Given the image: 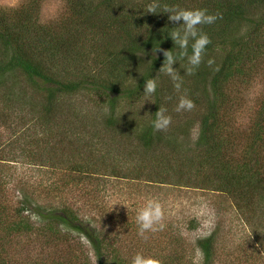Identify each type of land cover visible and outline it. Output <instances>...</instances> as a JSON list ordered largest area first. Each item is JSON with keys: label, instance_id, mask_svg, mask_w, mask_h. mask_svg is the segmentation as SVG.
Instances as JSON below:
<instances>
[{"label": "trees", "instance_id": "16d2710c", "mask_svg": "<svg viewBox=\"0 0 264 264\" xmlns=\"http://www.w3.org/2000/svg\"><path fill=\"white\" fill-rule=\"evenodd\" d=\"M44 1L30 0L27 7L15 10L0 7V124L4 129H14L11 115L20 116L19 112H25L20 117L29 119L23 122L22 132L34 130V134L43 137L38 149L42 153L35 152L32 156L27 147L35 149L37 144L27 142L21 145L22 152L28 157L31 153L32 161L40 166H45L47 161L55 170L67 166L74 171L72 173L100 176L106 174L89 166L101 159L99 153L87 162L77 161L76 164L52 161L50 157L47 160L45 144L50 142L45 141V135L51 141L61 137L72 141L76 137L83 149L92 152L113 143L111 151L118 155V162L123 158L126 162H138L130 164V175L135 171L144 174L151 162L161 163L164 168L156 172L150 169L145 177L148 183L155 182L154 179L159 178L157 173L162 172L166 177L178 178L174 185L194 189L208 187L215 193L227 194L246 221L252 225L255 219L259 229L264 224V99L244 135L232 129V124L225 122V116L227 107L236 105L230 92L233 86L240 81L244 84L250 81L257 70L253 47L257 40L251 37L258 36L260 27H264V0H64L73 20L69 18L64 22L63 32L51 31L41 23L38 8ZM150 7L155 11L150 13ZM166 8L200 9L219 16L212 24L197 26L200 34L209 37L210 43L193 73L189 75L184 70L188 67L187 57L173 66L181 70L183 85L190 91L189 98L199 107L200 134L192 156L189 153L193 150L185 149V144L178 142L171 126L169 133L152 128L155 113L169 105L163 99V95L167 99L169 90L164 84L152 95L153 110L148 118L118 110L123 100L131 103L145 100V81L152 78L157 81L159 77L163 83L166 76L159 72L165 60L163 53L171 51L176 55L180 51L169 34L180 28L182 21H170ZM245 26L251 28L244 31ZM193 42L189 41V55ZM209 60L214 63L209 65ZM179 63L185 68H180ZM191 79L194 84L190 86ZM29 81V90L23 89V84ZM77 98L88 99L98 106L102 113L97 115V125L77 127L82 121H78L81 114L76 106ZM170 111L166 110V114L170 115ZM55 129L57 131L53 132ZM49 130L52 134L47 132ZM20 142L13 145L20 148ZM11 155H0V161L17 162L10 160ZM127 173L128 170L114 165L110 176L124 179ZM22 193L20 208H14L12 214L7 212L0 198V233H4L5 238L32 237L34 228L24 216L31 210L44 222L36 238L45 246L62 245L61 248L70 252L71 246L64 238L75 232L89 240L98 264H126L117 254L110 258L105 256L107 243L101 239L103 235L93 220L81 217V209L74 210L61 203L58 208L62 209L57 210L46 198ZM81 196L86 203L84 209L90 208L93 215L99 212L101 198L91 196L85 189ZM53 221L65 232L52 227ZM215 235L197 241L204 264L213 263ZM0 264H6L1 255Z\"/></svg>", "mask_w": 264, "mask_h": 264}, {"label": "rangeland", "instance_id": "374dc122", "mask_svg": "<svg viewBox=\"0 0 264 264\" xmlns=\"http://www.w3.org/2000/svg\"><path fill=\"white\" fill-rule=\"evenodd\" d=\"M29 2L30 0H0V7L15 10L27 7ZM38 9L41 12L40 21L44 27L50 28L51 31H65L64 22H68L72 13L64 0H45ZM71 20L73 19L71 18ZM68 26L73 27L72 25ZM250 28L251 26H245L243 30L246 31ZM260 28V32L257 31L258 36L251 37L253 41L257 40L253 46L257 54V70L253 72L250 81L245 84L240 81L233 86L230 92L236 105L232 108L228 106L225 116V122H230L231 128L241 135L247 133L246 131L251 126L264 99V27ZM259 44L261 47L258 46ZM182 66L185 68L184 65ZM180 73L181 70H179ZM163 74L166 76L163 83L159 77L156 83L157 88L164 84L169 89L166 92L167 99L164 95L163 99L168 102L169 105L165 108L168 112L169 109L171 110L170 116H173L175 120L171 128L178 137V142L185 144V149L193 150L189 153L192 156L196 152L195 146L200 134L197 119L199 107L195 105L191 111L176 112L175 108L180 96L189 97L190 91L183 85L177 92L170 77L164 72ZM30 84L29 81L23 84L22 88L27 87L26 90H29ZM188 84L190 86L194 84L192 79ZM23 89L21 90L23 91ZM152 95L146 96L145 100L141 99L133 103L123 100L122 104L118 106V110L128 111L132 115H139L140 118H148L153 110ZM76 106L81 114L78 121L82 120L77 125L78 128L83 125L92 127L94 124H98L97 115L102 113L98 106L85 98H77ZM19 113L22 115L25 112ZM20 116H16L15 113L11 115L15 122L14 129H4L0 124V155L12 153L11 157H8L11 158L10 160L17 161L11 163L0 161L1 204L7 206L9 214H12L14 208H20L23 191L33 198H46V202L48 201L49 205L53 204L57 210L62 209L58 208L61 203L74 210L81 209V217L93 220L95 227L101 236L103 235L101 239L107 243L104 246L105 256L117 254L126 264H131L132 257L137 253L151 257L159 261V264H171L172 261L175 263L179 261L180 264H204L197 241L212 234H216L217 242L212 264H264V224L259 229H257L258 225L255 224V219L252 220V225L249 224L243 213L237 210L231 196L215 193L208 187L194 189L174 185L178 178L174 175L166 177L165 174H161L162 172L157 173L156 176L159 178L154 179L155 182L148 183L145 177L149 174L150 169L152 168L156 172L157 169L165 166L161 163L151 162L149 169L144 174L141 175L140 172L135 171L130 175V167L138 162L128 160L126 162L124 158L118 162L120 161L118 155L111 151L113 143L99 146L101 151H93V153L87 148L83 149L76 137H73L72 141L66 140L65 137H61L58 141H51L45 135V141L50 142V144H45V158L48 160L50 157L52 161H70L76 164L77 161L87 162L92 155L99 153L101 159L97 160L95 164L89 163V166L96 169L94 171H101L100 173L106 175L83 176L72 173L74 171L67 166L62 170H55L49 167L51 163H47V161L45 166H40L35 164L30 157L35 152L42 153L38 149L43 143L40 141V139L43 140V137L34 134V130L29 133L22 132L23 122L29 118ZM171 128L165 132L169 133ZM56 131L57 129L53 132ZM47 132L52 134L51 130ZM74 133L76 134L75 131H73ZM16 141H21L20 148L13 145ZM24 142L37 144L34 146L35 149H32L31 146L27 147V152L32 151V156L31 153L28 157L24 154L25 152H22L21 145ZM114 165H118L122 170H128L126 178L117 179L110 176ZM138 169L139 167H137ZM140 175L139 179H134ZM84 189L91 196L101 198L100 210L94 215L90 214V208L89 210L84 209L86 203L81 196ZM148 200H156L162 205L164 215L161 223L164 228L145 233L147 237L145 239L138 235L136 215ZM103 209L105 211L101 212ZM24 216L30 220L31 227L34 228L31 238L26 235L22 238L10 239L5 238L4 233H0V245L7 242L4 247L0 246V255L4 257L6 264H98L90 242L84 235L70 232L67 238H64L71 246L70 252L64 247L61 248L62 245L45 246L40 238H36L39 230L44 226V222L42 223L31 210L25 212ZM54 222L51 223L52 227L57 230L62 229ZM62 231L65 232L63 229ZM258 242L259 244H257Z\"/></svg>", "mask_w": 264, "mask_h": 264}, {"label": "clouds", "instance_id": "9594fccd", "mask_svg": "<svg viewBox=\"0 0 264 264\" xmlns=\"http://www.w3.org/2000/svg\"><path fill=\"white\" fill-rule=\"evenodd\" d=\"M154 8H149V12H154ZM165 12L170 14L169 20L173 22H180V28L172 31L169 37L174 42L175 46H178L180 51L174 55L171 51H165L164 63L159 72L166 73L173 82V86L177 92H179L183 85V80L179 74V69L173 66L187 57V65L184 70L187 74H192L193 71L201 64L202 54L210 43L209 37L206 34H200L198 32V25L212 24L219 16L209 15L206 10H186V9H165ZM194 41L191 45V55L188 54L189 41ZM214 61L209 60L208 64L212 65ZM180 64V63H179ZM183 67L180 64V68ZM143 93L146 96H151L156 92L157 83L156 79L152 78L144 82ZM195 108V104L192 99L186 95H182L176 105L175 111H191ZM172 124V117L166 114V109H160L155 113V119L152 121V128L154 131L162 132L167 131ZM162 205L156 200H148L145 205L137 212L136 222L138 225V235L147 238L145 233L155 232L158 229L162 230L164 225L161 223L163 219ZM131 264H159V261L146 257L141 253H137L132 257Z\"/></svg>", "mask_w": 264, "mask_h": 264}]
</instances>
